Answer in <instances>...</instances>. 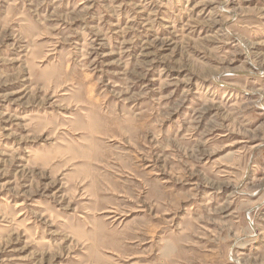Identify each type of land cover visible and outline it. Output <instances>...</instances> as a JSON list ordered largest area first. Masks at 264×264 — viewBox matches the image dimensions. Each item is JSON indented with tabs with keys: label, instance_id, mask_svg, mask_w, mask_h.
<instances>
[{
	"label": "rangeland",
	"instance_id": "obj_1",
	"mask_svg": "<svg viewBox=\"0 0 264 264\" xmlns=\"http://www.w3.org/2000/svg\"><path fill=\"white\" fill-rule=\"evenodd\" d=\"M0 264H264V0H0Z\"/></svg>",
	"mask_w": 264,
	"mask_h": 264
}]
</instances>
